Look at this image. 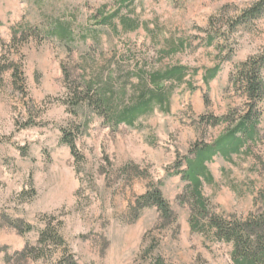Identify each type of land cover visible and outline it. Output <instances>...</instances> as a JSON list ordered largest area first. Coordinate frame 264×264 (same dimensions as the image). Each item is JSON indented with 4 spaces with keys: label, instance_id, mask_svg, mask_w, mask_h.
<instances>
[{
    "label": "rangeland",
    "instance_id": "374dc122",
    "mask_svg": "<svg viewBox=\"0 0 264 264\" xmlns=\"http://www.w3.org/2000/svg\"><path fill=\"white\" fill-rule=\"evenodd\" d=\"M256 1L0 0V264H249L264 249L263 223L240 228L264 215V98L239 151L205 163L211 180L183 177L193 146L249 109L233 79L264 54V8L231 23ZM174 67L181 80L152 82ZM154 188L167 215L138 204Z\"/></svg>",
    "mask_w": 264,
    "mask_h": 264
},
{
    "label": "trees",
    "instance_id": "16d2710c",
    "mask_svg": "<svg viewBox=\"0 0 264 264\" xmlns=\"http://www.w3.org/2000/svg\"><path fill=\"white\" fill-rule=\"evenodd\" d=\"M264 0H257L252 6L242 11V13L232 22V25L244 24L247 21L258 18L263 11ZM130 26V25H127ZM217 67H214L210 71L209 76H214L217 72ZM264 54L253 56L244 62L240 63L236 67L235 78L233 79V86H239L244 94L247 103L249 104V109L243 116L242 120L239 121L236 126L229 129L223 135L219 136L213 143L206 145H194L193 153L194 158L186 162V170L183 172V177L189 179L193 183L195 189H198L201 178L206 180H211V175L206 169V162H210L212 158L219 153L220 156H227L232 153H237L242 145H244V139L248 135H253L255 129V116L253 113V108L264 98ZM183 77L182 67H174L168 69L162 74H155L152 76V82L155 83L158 80H171L177 79L181 80ZM159 95L151 94L137 105L129 112L132 115H141L148 111V104L154 98ZM128 115V114H127ZM64 142L68 144L71 151L74 148L73 142L66 136L63 137ZM199 195V194H198ZM138 204L143 206H155L163 215L169 213L168 205L163 199L161 192L158 188L147 191L138 199ZM260 223L264 226V215L259 217L255 222L245 223V225H240V228L247 230L253 226H260ZM220 231H224L225 236H232L236 242V246L242 245L244 247V257H250L249 241L243 239L240 234H236L231 229L221 228ZM63 264H72L70 261H65ZM249 264H264V249L261 248L256 256L250 257Z\"/></svg>",
    "mask_w": 264,
    "mask_h": 264
}]
</instances>
